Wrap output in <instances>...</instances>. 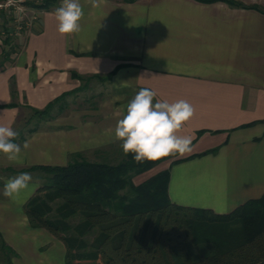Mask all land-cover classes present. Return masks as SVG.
I'll use <instances>...</instances> for the list:
<instances>
[{"label": "crops", "instance_id": "obj_1", "mask_svg": "<svg viewBox=\"0 0 264 264\" xmlns=\"http://www.w3.org/2000/svg\"><path fill=\"white\" fill-rule=\"evenodd\" d=\"M79 2L84 16L78 32L57 31L54 13L62 0H41L35 26L9 43H0V125L21 134L36 109L45 110L59 97L72 102L91 81L113 82L116 94L102 100L101 111H81L83 116L74 122L66 120L51 132L37 134L38 140H47L43 148L52 147L66 157L98 146L108 148L119 143L114 131L129 103L124 100L148 88L157 93L154 103L183 99L193 106L194 115L177 133L190 136L192 144L190 152L170 155L136 175V184L169 169L172 202L218 214L260 198L264 194V0L258 9L226 1ZM76 107L72 105L67 117ZM96 138L102 143L89 146ZM35 165L66 164H23L12 173L35 170L31 169ZM1 166L4 173L11 167L8 162ZM41 186L26 205L18 199L16 208L12 199L9 204L0 197V216L10 225L19 223L32 230L26 210Z\"/></svg>", "mask_w": 264, "mask_h": 264}, {"label": "trees", "instance_id": "obj_2", "mask_svg": "<svg viewBox=\"0 0 264 264\" xmlns=\"http://www.w3.org/2000/svg\"><path fill=\"white\" fill-rule=\"evenodd\" d=\"M198 1L260 8L237 0ZM64 99L36 109L35 115L51 112ZM167 158L137 163L128 154L118 163L78 157L66 165L32 166L44 170L47 181L29 201V223L63 242L65 264H264V194L218 214L172 202L169 169L134 182L136 175ZM55 210L57 217L50 216ZM77 215L81 219L71 224ZM234 221L243 228L232 239L227 231ZM0 251L10 254L13 249L1 239ZM3 261L14 264L9 258Z\"/></svg>", "mask_w": 264, "mask_h": 264}, {"label": "rangeland", "instance_id": "obj_3", "mask_svg": "<svg viewBox=\"0 0 264 264\" xmlns=\"http://www.w3.org/2000/svg\"><path fill=\"white\" fill-rule=\"evenodd\" d=\"M237 1L246 5L260 6L259 3L261 0H255L254 2L247 0ZM91 82L87 84L86 89L81 95H79V97L77 96L76 99L72 100L73 103L71 100L69 102L65 100L61 101L54 106L51 112L46 113L43 116V119L38 115H34L32 117L33 119L30 121V124L25 126V129L20 132L21 134H19V137L16 140L17 143L21 145V163H12L8 161L5 154H0V197L5 198L3 193H1V187H4L2 185L3 182H6L8 178L15 176L12 172H14V170L21 169L20 166L23 164H28L30 166L35 163L68 164L78 157L90 161L118 163L125 158V153L120 147V142L113 146L111 145L108 148L98 146V148H95L94 150L89 149L83 154H71L66 157L62 154H57L52 147L43 148L44 146L41 144L46 143L44 141L47 140L43 141L40 138V142L38 140V137L41 136H38L37 134H41L43 131L46 133L51 132V130L59 128L60 124L65 123L66 120L74 122V120L78 117L83 116V114H80L81 111H88V113L93 110L101 111L102 100L109 101L110 98L116 94V89L114 93V88H112L113 82H110V84H104L96 81L93 83ZM131 99L132 98H128L124 101L125 103H128ZM71 103L72 105L77 104V110L74 111L72 116L67 117L69 115L65 113L72 107ZM25 143L28 145L27 148L23 147ZM99 143H102V140H97L96 138L89 141L88 144L92 147L94 145H98ZM5 162H8L11 165L7 173L3 172V167L1 166ZM27 172L32 175V181L30 184L32 190L28 194H21L18 198L19 203L24 202L25 205L29 197L35 192L37 186L44 185L47 181V173L42 169H35ZM7 199L10 204L11 199ZM12 201L11 205H14L16 208L17 200ZM61 201V199L56 200L52 203V206L56 208ZM15 212L16 209L13 210V213ZM49 215L57 217V211H52ZM80 219L81 216L77 215L75 217H71L69 221L71 224H75ZM228 228L229 230L227 232L230 233L231 238L239 237L242 234L243 227L239 221L232 222ZM31 229L32 230L27 231L26 226H23L22 224L20 225L19 223L16 225H10L6 222L4 215L2 217L0 216V242L1 239H3L6 244L10 245L13 249V252H10V254L0 251V262H4L3 258L5 260L9 258L14 264H65V246L63 242L44 229Z\"/></svg>", "mask_w": 264, "mask_h": 264}, {"label": "clouds", "instance_id": "obj_4", "mask_svg": "<svg viewBox=\"0 0 264 264\" xmlns=\"http://www.w3.org/2000/svg\"><path fill=\"white\" fill-rule=\"evenodd\" d=\"M54 16L57 31L70 35L80 30L84 11L79 0H62ZM156 96L151 89H140L126 105L123 118L116 123L115 140L120 142L125 155L132 154L137 163L191 151L192 138L177 133L192 118L195 109L183 99L154 103ZM18 137L19 133L11 126L0 125V153L12 163L22 162L21 145L15 142ZM23 147L27 148V143ZM31 181L32 175L28 172L10 177L4 183L3 195L16 201L21 194L31 192Z\"/></svg>", "mask_w": 264, "mask_h": 264}, {"label": "built area", "instance_id": "obj_5", "mask_svg": "<svg viewBox=\"0 0 264 264\" xmlns=\"http://www.w3.org/2000/svg\"><path fill=\"white\" fill-rule=\"evenodd\" d=\"M41 0H0V43L15 39L40 20L36 9Z\"/></svg>", "mask_w": 264, "mask_h": 264}]
</instances>
